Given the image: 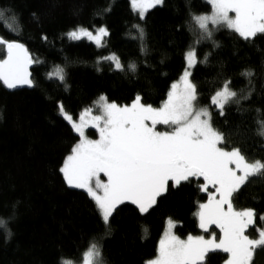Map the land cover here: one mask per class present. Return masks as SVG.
I'll return each mask as SVG.
<instances>
[{
	"label": "trees",
	"instance_id": "trees-1",
	"mask_svg": "<svg viewBox=\"0 0 264 264\" xmlns=\"http://www.w3.org/2000/svg\"><path fill=\"white\" fill-rule=\"evenodd\" d=\"M0 10L6 17L0 21V36L20 42L41 61L30 69L35 87L9 91L0 84V218L6 221L0 229V264L76 261L93 242L100 246L103 264H145L156 256L167 220L176 223L174 233L181 239L202 235L194 213L215 192L199 190L202 178L169 187L145 214L133 204L119 205L105 227L94 201L70 188L59 171L78 136L58 104L75 120L101 95L123 106L139 94L144 104L159 107L180 77L190 46L196 47L198 58L211 53L207 63L192 69L201 104L225 80L242 96L251 92L249 99L226 106L225 116L213 111L212 123L225 135L222 146L238 147L249 160L264 162L257 122L264 119V34L245 41L220 27L212 40L195 44L192 16L210 13L206 0H164L144 19L132 10L130 0H0ZM12 16L18 33L8 30L14 27ZM133 25L143 28V40ZM77 26L106 27V47L69 41L64 34ZM112 53L123 71L107 60L97 63ZM4 57L5 50L0 51V59ZM129 63L136 64L135 73L127 70ZM55 65L64 68L67 88L47 78ZM249 70L253 75L244 77ZM87 134L96 138L97 131L89 128ZM234 203L237 209H253L257 224L264 227L259 220L264 215V175L250 177ZM249 234H256L254 227ZM227 256L210 251L201 264H225ZM251 264H264V248L255 251Z\"/></svg>",
	"mask_w": 264,
	"mask_h": 264
},
{
	"label": "snow or ice",
	"instance_id": "snow-or-ice-1",
	"mask_svg": "<svg viewBox=\"0 0 264 264\" xmlns=\"http://www.w3.org/2000/svg\"><path fill=\"white\" fill-rule=\"evenodd\" d=\"M207 2L211 6L210 14L192 16L197 36L195 44L212 40L213 32L220 27H226L245 41L264 34V0ZM163 3L164 0H131L133 11L140 19H144L149 8ZM5 18L4 10H0V21ZM10 19L14 27L8 30L18 33V21L14 16ZM133 27L143 40V28ZM64 35L69 41L86 39L100 48L106 47L104 37L110 33L104 26L94 31L77 26ZM5 49L7 58L0 59V84L9 90L20 86L35 87L29 67L41 61L34 59L20 42L0 36V51ZM209 55L211 53L198 58L196 47L190 46L184 53L185 67L179 82L170 85L166 99L158 108L144 104L139 94L130 105L123 106L101 95L93 102L95 114L93 107L86 108L77 122L62 104H58L60 115L79 136L59 171L70 188L82 189L95 202L105 227L109 226L117 207L126 201L145 214L169 187H178L193 178L197 181L202 178L203 183L197 185L200 191L215 190L214 194L209 193L207 203L198 205L194 216L204 232L215 225L221 235L210 234V239L189 235L181 239L173 233L176 223L169 219L156 256L145 264H201L206 254L215 250L228 254L226 264H251L255 251L264 248V227L257 224V214L253 209H237L234 203L235 194L250 177L264 175V162L249 160L238 147L222 146L225 135L212 123L213 111L225 116L226 106L249 99L251 92L242 96L230 86V80H225L210 94L208 102L201 104V93L191 79V70L198 63H207ZM104 60L111 61L115 70H124L115 53L98 58L97 63ZM136 69L135 63L127 65L130 72L135 73ZM242 75L251 77L253 73L249 70ZM46 76L67 88L65 70L60 65H55ZM257 122L258 134L264 137V119ZM157 125L166 128L160 131ZM89 128L99 133V139L88 138L85 130ZM101 173L107 178L106 182H102ZM259 220L264 223V215H260ZM252 227L255 235L249 234ZM5 228L6 221L0 218V229ZM144 232L146 236L147 228ZM61 264H103L100 246L93 242L80 260L62 259Z\"/></svg>",
	"mask_w": 264,
	"mask_h": 264
},
{
	"label": "rangeland",
	"instance_id": "rangeland-1",
	"mask_svg": "<svg viewBox=\"0 0 264 264\" xmlns=\"http://www.w3.org/2000/svg\"><path fill=\"white\" fill-rule=\"evenodd\" d=\"M206 2H207V0H206ZM130 5H131V0H130ZM131 8H132V5H131ZM152 8H154V7H152ZM152 8H149L147 11H149V10H151ZM132 10H133V8H132ZM137 13V12H136ZM210 13H211V11H210ZM209 13V14H210ZM138 14V13H137ZM230 15L231 16H234V13H230ZM226 28V27H225ZM96 29V28H95ZM95 29H93V31L95 30ZM90 30V29H89ZM105 38V37H104ZM83 40H86V39H83ZM87 41V40H86ZM89 42V41H88ZM91 43V42H90ZM93 44V43H92ZM95 45V44H94ZM96 46V45H95ZM111 62V61H110ZM112 63V62H111ZM114 65V64H113ZM192 71V70H191ZM180 78V77H179ZM179 78H178V80L176 81V82H179ZM167 97V96H166ZM164 102V101H163ZM163 102L159 105V107L160 106H162V104H163ZM131 104V103H130ZM129 104V105H130ZM158 108V107H157ZM93 109H94V111H93V114H95V108H94V106H93ZM77 122H78V120H76ZM165 128H166V126H164V125H157V129L158 130H160V131H164L165 130ZM86 131V135L88 136V134H87V131H88V129H86L85 130ZM77 134V133H76ZM77 136H78V134H77ZM88 138H90V139H99V133L97 132V136H96V138H91V137H89L88 136ZM78 141H79V136H78ZM77 141V142H78ZM65 160V159H64ZM64 162V161H63ZM63 165V164H62ZM62 174V173H61ZM239 174V173H238ZM63 176V175H62ZM100 178H101V180H102V182H106L107 181V178L106 177H104L103 176V174L101 173L100 174ZM79 190H82V189H79ZM83 191V190H82ZM86 193V192H85ZM102 194V193H101ZM95 203V202H94ZM125 203H130V202H125ZM130 204H132V203H130ZM168 221L169 220H167L166 221V225H165V228H164V231H163V233H162V236H161V238L160 239H162L163 238V235H164V232L166 231V229H167V225H168ZM197 222H198V219H197ZM198 227H199V222H198ZM200 229V228H199ZM215 229H217V231L219 232V234L217 235L213 230H215ZM200 231L202 232V235L201 236H204L205 237V239H210V238H212V235H210V234H215L217 237L219 236V235H221L220 234V231H219V229L218 228H216L215 227V225H210L209 226V232H204L202 229H200ZM173 233H174V228H173ZM175 234V233H174ZM218 242V241H217ZM215 251H220V250H215ZM210 252V251H209ZM222 252V251H221ZM227 254V253H226ZM227 259H228V256H227ZM227 261V260H226ZM225 264H226V262H225Z\"/></svg>",
	"mask_w": 264,
	"mask_h": 264
},
{
	"label": "water",
	"instance_id": "water-1",
	"mask_svg": "<svg viewBox=\"0 0 264 264\" xmlns=\"http://www.w3.org/2000/svg\"><path fill=\"white\" fill-rule=\"evenodd\" d=\"M7 58V51H6V49H5V57L3 58V59H6ZM32 66V65H31ZM31 66L29 67V72L31 73ZM31 78V77H30ZM32 88V87H31ZM31 88H29V87H27V86H20V87H17L16 89H12V90H9V89H7V90H9V91H16V90H21V89H31Z\"/></svg>",
	"mask_w": 264,
	"mask_h": 264
}]
</instances>
